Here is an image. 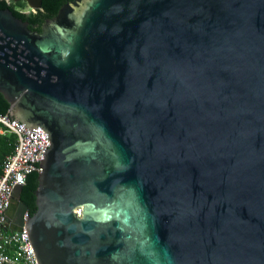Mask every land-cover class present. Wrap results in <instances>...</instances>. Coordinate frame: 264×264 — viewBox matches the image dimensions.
Masks as SVG:
<instances>
[{"label":"water","instance_id":"95a60500","mask_svg":"<svg viewBox=\"0 0 264 264\" xmlns=\"http://www.w3.org/2000/svg\"><path fill=\"white\" fill-rule=\"evenodd\" d=\"M0 94L51 142L6 213L38 264H264V0L0 8Z\"/></svg>","mask_w":264,"mask_h":264},{"label":"built area","instance_id":"2783aa9c","mask_svg":"<svg viewBox=\"0 0 264 264\" xmlns=\"http://www.w3.org/2000/svg\"><path fill=\"white\" fill-rule=\"evenodd\" d=\"M0 133L15 134L18 138L15 151L7 156L0 170V264H38L26 228L22 232L5 229L6 213L15 187L26 184L31 170L41 172L34 163L43 160L45 148L51 142L41 127L34 129L31 137L10 114L1 112ZM24 216L27 217V212Z\"/></svg>","mask_w":264,"mask_h":264},{"label":"flooded vegetation","instance_id":"af4514ba","mask_svg":"<svg viewBox=\"0 0 264 264\" xmlns=\"http://www.w3.org/2000/svg\"><path fill=\"white\" fill-rule=\"evenodd\" d=\"M5 1L8 8L11 9L14 14L19 13L24 21L29 23V26L33 30L42 32L44 25L53 18L57 17L60 9L68 3H73L75 0H1ZM39 3V4H38ZM37 4L38 6H33ZM20 200L28 206L26 212L29 213V209L32 206V201L26 194L25 188L20 190ZM12 212L17 214L20 207L13 201ZM30 215V213H29Z\"/></svg>","mask_w":264,"mask_h":264},{"label":"trees","instance_id":"16d2710c","mask_svg":"<svg viewBox=\"0 0 264 264\" xmlns=\"http://www.w3.org/2000/svg\"><path fill=\"white\" fill-rule=\"evenodd\" d=\"M0 8H8L5 1L0 0ZM16 16H21L19 13L15 12ZM0 112L10 114V103L9 101L0 94ZM17 136L15 134H1L0 133V170L6 161L8 155L15 151L17 144ZM38 186V173L33 172L28 176L27 183L24 185L26 194L32 201V206L29 209L30 215H33L37 205H36V195L35 190Z\"/></svg>","mask_w":264,"mask_h":264}]
</instances>
